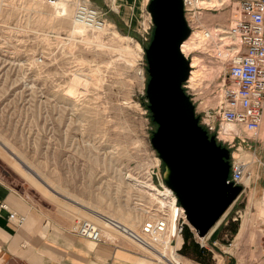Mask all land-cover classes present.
I'll use <instances>...</instances> for the list:
<instances>
[{"label": "rangeland", "instance_id": "rangeland-1", "mask_svg": "<svg viewBox=\"0 0 264 264\" xmlns=\"http://www.w3.org/2000/svg\"><path fill=\"white\" fill-rule=\"evenodd\" d=\"M89 1L105 20L104 34L74 30L68 1L66 18L56 8L30 0H0V144L7 149L0 146V181L39 213L68 219L72 227L90 221L105 235H120L86 213L87 208L138 233L146 220L168 222L167 208L162 213L158 198L138 186H165L163 163L151 144L157 125L145 93L149 76L144 49L153 34L150 0ZM235 5L234 0H213L196 10L202 28L190 21V33L210 30L224 48L230 47L227 52L219 44L199 43L187 51L185 59L195 56L204 68L183 84L199 117L206 110L217 111L222 83H228L223 58L234 45L216 30L226 31L232 24ZM219 134L229 142L236 135L250 137L241 126L222 124ZM216 140L229 150V163L232 155L239 159L234 155L239 150L254 156L240 139L230 146ZM256 160L247 164L250 178L242 180L246 189L227 210L241 217L235 229L240 219L251 223L249 241H235V248L227 250L239 264H264V197L259 188L264 176ZM256 179L263 183L254 188ZM232 239L229 234L228 242Z\"/></svg>", "mask_w": 264, "mask_h": 264}, {"label": "water", "instance_id": "water-1", "mask_svg": "<svg viewBox=\"0 0 264 264\" xmlns=\"http://www.w3.org/2000/svg\"><path fill=\"white\" fill-rule=\"evenodd\" d=\"M153 34L145 49L146 97L157 125L151 144L163 163L162 180L184 211L186 224L204 238L239 196L227 183L230 152L199 124L183 90L190 65L180 46L190 29L181 0H150Z\"/></svg>", "mask_w": 264, "mask_h": 264}, {"label": "crops", "instance_id": "crops-1", "mask_svg": "<svg viewBox=\"0 0 264 264\" xmlns=\"http://www.w3.org/2000/svg\"><path fill=\"white\" fill-rule=\"evenodd\" d=\"M241 129L246 131L243 126ZM263 133L264 106L257 137L242 142L257 159L258 167L264 161ZM236 139L238 138L235 137L232 141ZM240 151L235 153L239 158H251L252 155ZM258 172L261 177L264 176L260 167ZM259 182L263 183L259 179L255 180L254 188H257ZM239 186L242 187V191L246 189L243 183ZM259 188L263 190L264 183ZM249 202H254L253 194L249 196ZM260 206L263 207L261 202ZM10 211L25 217L19 227L9 223ZM226 212L202 239H199L194 230L185 224L186 228L178 234L180 238L172 239L165 257L173 264H204L208 260L210 264H239L237 257L227 250L235 248L233 244L235 241H249L251 223L249 219H240L238 228L235 229L234 222H238V218L241 217L234 216L230 210ZM169 218L168 216L167 225L170 231L172 218L171 220ZM72 228L70 220L60 219L54 214L48 217L39 213L19 193L0 181V264H166L165 262H168L158 259L152 252L143 249L119 232L120 235H105L102 231L103 240L93 243L75 234ZM260 232L264 238L262 227ZM229 234L233 237L231 242H228ZM227 242L228 244L225 245ZM171 251L177 254L175 255L178 263L171 259Z\"/></svg>", "mask_w": 264, "mask_h": 264}, {"label": "built area", "instance_id": "built-area-1", "mask_svg": "<svg viewBox=\"0 0 264 264\" xmlns=\"http://www.w3.org/2000/svg\"><path fill=\"white\" fill-rule=\"evenodd\" d=\"M36 4L52 5L57 0H31ZM75 19L87 26L88 29H100L105 20L100 11L91 4L89 0H77ZM184 11V18L189 29L191 24L188 15L197 13L201 7H194L197 0H181ZM238 11L233 24L229 26L228 35L236 38V49L231 57L224 61L227 65L226 78L228 83L223 81L221 89L222 100L217 106L216 112L204 111V116L199 117V124L209 133H216V139L227 143L231 142L219 139L221 124H235L245 127L250 137L238 139L241 142L258 135L263 106H264V0H234ZM208 38V35H205ZM216 120L218 123H216ZM232 139V140H233ZM228 146V147H229ZM230 148V147H229ZM260 168L264 172V161L260 163ZM247 176L246 165L243 161L235 159L232 155L227 183L233 185L242 184V180ZM264 197V189H263ZM175 204L178 206L177 201ZM5 208V206H3ZM179 215L176 220V232L180 234L186 224L185 216ZM25 220L23 215L10 211L8 221L15 227H19ZM164 220V219H163ZM161 219L146 220L141 225L138 233L130 231L116 221L105 218V223L115 231L124 235L143 249L153 250L151 243H157L158 239L165 232V221ZM73 232L93 243L103 240L102 230L90 221H79L73 226ZM264 236V222L262 225Z\"/></svg>", "mask_w": 264, "mask_h": 264}, {"label": "bare ground", "instance_id": "bare-ground-1", "mask_svg": "<svg viewBox=\"0 0 264 264\" xmlns=\"http://www.w3.org/2000/svg\"><path fill=\"white\" fill-rule=\"evenodd\" d=\"M31 1V0H30ZM71 3L72 5V14H71V19H73V23H74V30L76 28H78V33L80 34H83L85 33L86 31H93L95 33H106L107 31V25L103 24V26L98 29V30H91V29H88L87 26H85L84 24H81L80 22H78L76 19H75V10H76V6L79 5V1L77 0H57L54 4L50 5L51 8H56L57 10H59V12H57L59 15L61 13V16L62 17H66L68 18V15H69V4L68 2ZM32 2V1H31ZM213 2V0H208V1H203V0H197V2L194 4V7H201L204 5H211V3ZM33 4H36L34 2H32ZM36 5H40V4H36ZM235 9L237 7V5L234 6ZM237 11V9H236ZM237 13V12H236ZM237 15L234 16V19L231 21L232 24L233 22L235 21ZM189 21H192V23L196 24V25H199V27L201 26V14H193V17H190ZM76 27V28H75ZM202 28V26H201ZM228 30H229V26L227 27L226 31L222 30V29H217L216 32L220 33V34H226L227 38L230 39L232 42H233V45H234V48L231 50L232 53H230V55H227V58L231 57L234 53V50L236 49L235 45L237 44V40L236 38L228 35ZM212 31H214V28L212 29ZM215 32V31H214ZM190 37L186 40H184L180 46V52L183 54L184 57H189V52L187 53V51H194L197 49V47H199V43L202 44V45H212V47H217L218 44L224 48L223 46V43H222V39H217L216 35L215 34H212L211 31L209 30H206V29H202L201 31L199 32H195L192 31L190 34ZM205 35H208V38L205 37ZM193 36H194V39H193ZM211 47V46H210ZM227 52H230V47L229 45H226L225 48ZM187 53V55H186ZM226 57L223 58V62L227 59ZM224 64V63H223ZM189 65H190V68L191 70L193 68H197V71H194V70H190L189 74H191V78L193 79V75H197V76H200V74L203 72L204 68L203 66L200 64V61L197 57L193 56L192 59H190V62H189ZM190 78V79H191ZM189 79V77H188ZM188 82V80H187ZM72 97V96H71ZM218 103H220V101L222 100V95L219 96L218 98ZM224 126H228V127H232L234 126V124H222ZM221 133L223 135H225V137H227V131H225V129H222L221 130ZM220 133V134H221ZM219 134V136H220ZM264 134V133H263ZM223 139V138H222ZM224 140H227V139H224ZM0 146L2 148H5L3 145L0 144ZM6 149V148H5ZM7 150V149H6ZM235 155V154H234ZM237 156V155H236ZM14 158L15 160H19L15 155H14ZM240 159V160H239ZM238 160L239 161H243V160H248V162L245 163L246 165V172H247V177L245 178V181L246 180H249L250 178V173L249 171H247L248 169V165L247 164H252L254 162V156H252L250 159H241L239 158ZM18 162V161H17ZM24 165V167L28 170L29 168L26 166V164L22 163ZM30 170V169H29ZM37 175V174H35ZM149 185V184H147ZM146 184L144 183H139L138 186H140L143 190H149L148 193H150V195L152 196H155L158 198V204H159V208L163 209L161 210L162 213H165V208H167V211H166V214L172 218V221H171V228H170V231L168 230V225L167 223H164L165 225V232L163 235L160 236V238L158 239V242L157 243H154L152 244L151 243V247L153 250H150V252L153 253V255L155 257H157L158 259H163V260H168V262H165L166 264H173V262H171V260L169 258H166L165 257V254L168 252L169 248H170V245H171V241L172 239H177V238H180V236H178L177 232H176V220L177 218L179 217V215H182L183 213V209L179 206H177L175 204V202L177 201L176 200V197L174 195V193L171 191V189L167 188L166 186H162V190H160L158 187H152V186H147ZM86 210V213H88L89 215H91L92 217H94L95 219L99 220V221H102V223H104V225L106 224L104 219L107 218L105 217L104 215H101L99 214L98 212H95V211H92V210H89L87 208H84ZM84 210V211H85ZM143 211V210H142ZM165 214V215H166ZM166 215V216H167ZM184 215V214H183ZM169 218V219H170ZM151 220V219H149ZM171 220V219H170ZM117 222V221H116ZM119 223V222H117ZM120 225H122L123 227H125L126 229L130 230L129 227L119 223ZM107 225V224H106ZM108 226V225H107ZM109 227V226H108ZM132 231V230H130ZM166 236L165 239H163L164 237ZM199 239H202V238H199ZM174 246V245H173ZM173 248V247H171ZM173 250V249H172ZM172 252V251H171ZM176 254V253H175ZM174 254V252H172L171 254V259L175 262V263H178V259L176 257V255ZM169 255V254H168Z\"/></svg>", "mask_w": 264, "mask_h": 264}, {"label": "trees", "instance_id": "trees-1", "mask_svg": "<svg viewBox=\"0 0 264 264\" xmlns=\"http://www.w3.org/2000/svg\"><path fill=\"white\" fill-rule=\"evenodd\" d=\"M145 50V49H144ZM148 80H149V77H148ZM148 80H147V83H148ZM147 85V84H146ZM146 93V92H145ZM208 133V132H207ZM210 135V134H209ZM210 136H213V135H210ZM218 145H220V143H218ZM178 204V203H177ZM179 205V204H178ZM186 228V226L184 225L183 227V230ZM185 246V245H184Z\"/></svg>", "mask_w": 264, "mask_h": 264}]
</instances>
